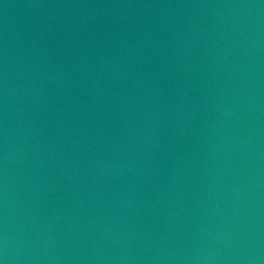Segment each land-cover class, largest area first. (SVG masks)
Here are the masks:
<instances>
[{"label": "water", "instance_id": "95a60500", "mask_svg": "<svg viewBox=\"0 0 264 264\" xmlns=\"http://www.w3.org/2000/svg\"><path fill=\"white\" fill-rule=\"evenodd\" d=\"M0 264H264V0H0Z\"/></svg>", "mask_w": 264, "mask_h": 264}]
</instances>
